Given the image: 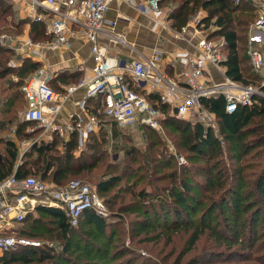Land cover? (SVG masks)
I'll list each match as a JSON object with an SVG mask.
<instances>
[{
  "label": "trees",
  "instance_id": "1",
  "mask_svg": "<svg viewBox=\"0 0 264 264\" xmlns=\"http://www.w3.org/2000/svg\"><path fill=\"white\" fill-rule=\"evenodd\" d=\"M170 1L175 3L168 14L173 28L181 29L199 10L203 9L206 12L203 18L204 28L209 29V37L220 36L225 40L223 50L228 55L225 61L227 75L244 84L259 85L261 83V75L253 69L248 54L249 24L257 12L253 2L250 0H242L238 3L233 0ZM27 23H29L30 36L33 40L44 42L52 38L46 33V24L43 20L17 18L13 3L10 0H0V33L21 32L24 24ZM11 55H13L11 48L0 44V129L5 128V121H17V111L27 104L23 86L27 78L43 65V62L31 56L24 57L21 64L11 65L9 63ZM247 61L251 70L247 67ZM10 74H15L17 81H9L6 77ZM82 74L78 68L61 69L51 74L49 84L57 91L64 92L63 85L78 83ZM202 103L216 114L217 127L225 141L231 145L230 149L238 150L233 152L242 165L231 168L242 176L249 160L246 161L244 157H241V151L246 149V140L250 136L258 137L264 134V96H257L252 104L239 106L233 112L227 110V101L223 94L203 97ZM87 104L88 111L96 112L102 104V98L91 97ZM161 106L167 113L170 106L168 104ZM106 119L116 123L114 119L101 113L99 128L89 134L86 146L98 147L95 141L100 138L99 133H102ZM163 123L174 127V130L179 133L181 142L177 144L178 147H184L197 154L205 150H210L212 155L217 153V141L213 135L215 128L206 127L201 122L192 124L189 120L169 114L162 119ZM35 124L34 121L26 119L17 121L19 137H31L32 134L27 131V128ZM140 124L149 128L152 133L155 132L149 124L144 122ZM0 139L4 145L3 150L0 151V180L5 179L12 172H15L18 177L30 175L37 177L35 174H41L38 175L40 179L59 186L69 182L71 175L91 170L95 165L85 159L84 153L77 155L80 146L77 131L72 132L67 140L58 133H53L50 140H38L22 156L13 138ZM60 148L63 151H60ZM55 152L58 154H54ZM158 154L160 149L155 140L147 142L143 152H137V159L146 162L148 173L143 179L150 188L142 186L137 191L132 190L133 197H136L138 201L123 208L133 211L139 217V221L134 226L136 236L144 233L146 235L142 239L156 241L161 237L162 231L176 232L187 228L193 230V242L208 231L216 241L227 244L229 247L245 246L246 242L253 237L255 239L261 237L257 236L258 230L254 232V227L264 221V214L261 215L263 206L260 204L264 198V174L255 181L254 191V188L243 190L246 184L232 180L222 181L220 175L226 166L220 168L218 163L216 166H208V170L203 169L206 173L204 184L196 183V179H187L177 170L167 173V169H172V163L167 161L161 164L162 162L157 160ZM156 169H163L164 172L155 176ZM155 177L163 182L157 183L154 180ZM119 180L120 177L116 176L98 181L99 194L106 204L105 196L112 191ZM195 191H198L197 194L194 193ZM215 212L220 214L216 217ZM43 217L48 220H44ZM82 222L92 224L98 233L108 227L105 216L99 215L93 209L85 210L79 222L72 224L61 206L38 204L24 218L18 232L20 235L34 238L41 234V231H47L48 224L53 223L55 229L66 241L65 249L69 250L76 244V240H73L75 227ZM92 249L87 250L86 253L106 261L108 255L103 254L101 248H99L100 252ZM48 259L51 260V264H60L55 254L41 247L25 245L4 252L0 257V264H38Z\"/></svg>",
  "mask_w": 264,
  "mask_h": 264
},
{
  "label": "built area",
  "instance_id": "2",
  "mask_svg": "<svg viewBox=\"0 0 264 264\" xmlns=\"http://www.w3.org/2000/svg\"><path fill=\"white\" fill-rule=\"evenodd\" d=\"M15 1L22 3L31 17L43 20L46 33L52 37L44 42H29L31 49L66 48L71 44L72 38L83 37L90 43L95 56L92 77H83L77 84L67 87L68 94L77 87L84 86L86 98H102L97 111H88L86 118L77 115L66 123L57 122L56 115L61 107L57 102L59 91L49 84L50 75L45 66L35 71L23 86L28 102L25 119L34 121L36 126L51 133V138L53 133H58L66 139L77 131L82 142L92 131L98 130L101 113L114 119L121 127L134 126L139 121L157 127L168 114L189 120L192 124L201 122L206 127H216V114L204 106L203 97L223 94L227 110L233 112L239 106L252 104L257 96H264V0H250L257 12L251 23L252 30L248 33V54L253 69L261 75L259 85L244 84L227 75L224 64L227 55L223 50L225 40L222 38L218 41L209 37V32L205 31L209 29L204 28L205 14L202 9L181 29L174 30L177 37H183L189 28L201 35L197 42L199 52L188 57L189 67L185 70V78L177 80L161 66V49H154L149 56L143 55L122 33L104 27L105 15L113 0ZM161 1L146 0L141 9L149 15H159L162 13ZM233 1L238 3L242 0ZM114 23L115 21H111L112 25ZM159 23L157 20L155 24ZM103 38L129 46L139 56L133 59H112L102 43ZM210 65L218 69L220 80L210 74ZM139 89H146V92ZM150 95L153 100L149 98ZM162 104L170 106L167 113ZM38 204L61 206L72 224H77L87 209H93L102 216L108 214V207L99 194L98 184L75 178L66 184L55 186L33 175L18 177L12 172L0 180L2 251L9 252L25 245L40 246V242L18 232V226Z\"/></svg>",
  "mask_w": 264,
  "mask_h": 264
},
{
  "label": "rangeland",
  "instance_id": "3",
  "mask_svg": "<svg viewBox=\"0 0 264 264\" xmlns=\"http://www.w3.org/2000/svg\"><path fill=\"white\" fill-rule=\"evenodd\" d=\"M10 1L13 3L17 18H33L27 13L22 3H16L15 0ZM174 5V1L162 0V15L167 17ZM251 23L248 33L252 30ZM29 28V23H27L24 24L21 32L0 33V44L11 48L13 52L9 62L11 65L21 64L22 59L29 56L28 53L32 50L29 42H43L33 40ZM221 39L220 36L216 37L218 41ZM246 64L251 70L248 61ZM46 69L51 76L50 69L48 67ZM32 75L27 78L25 84L29 82ZM6 78L11 82L17 81L15 74H10ZM26 108L27 104L23 109L17 111L18 122L25 119ZM17 121H5V128L0 129V138H13L19 146L20 153H25L28 150L31 141L48 140V132H45L38 125L28 126L27 131L32 134L31 137H19L16 128ZM140 122L142 121L134 126L121 127L114 121L106 119L103 131L101 134L99 133L100 138L95 141L98 143V147L95 148L85 145L89 135L82 142L79 139L80 146L77 155L84 153L85 159L95 165L91 170L71 175V180L77 178L96 185L99 180L120 177L112 191L105 196L108 207L105 221L108 223V227L103 232L98 233L92 224L82 222L74 230L73 240H76V244L71 249L66 250L65 239L55 229L53 223H49L52 225L49 226L48 224L49 229L47 231H41L42 233L38 235L36 233L34 238L29 237L40 242V246L36 247H41L55 254L60 264H264V221L254 227V232L258 230L257 236L261 237L258 239L253 237L246 242L245 246L229 247L227 244L219 243L208 231L193 242V230L187 228L176 232L162 231L160 232L161 237L156 241H148L142 239L146 235L144 233L141 236L135 235L134 226L139 221V217L133 211L123 209L125 206L138 201L132 195L134 191L139 190L142 186L150 188V185L143 179L148 173L145 166L146 162L137 159V152H143L147 147V142L157 141V146L160 149L157 160L162 162L161 164L167 161L172 163L173 167L167 169V173L177 170L178 173H183L185 178H194L196 183L204 184L206 173L203 169L208 170V166H216L219 163L220 168L226 166L220 175L222 181H238L241 184H246L243 190H252L255 181L264 174V134L258 137L256 135L250 136L246 140V149L241 151V157H244L246 161L249 160L247 161V168L244 169L241 176L237 171H232L233 167L242 165L233 152L238 150L232 151L230 149L231 145L225 141L223 134L217 127L218 125L212 127L215 128L213 135L218 148L217 153L212 155L210 150L197 154L186 150L184 147H178L177 144L181 142L179 133L169 124H162V120L159 126H151L155 129V134ZM3 146V142H0V151L3 150ZM250 146L252 147L250 148ZM60 151L63 150L60 148ZM134 153H136L135 158L133 157ZM54 154H58V152ZM162 172H164L163 169H156L154 175L157 176ZM35 175L40 178L38 175L41 174ZM154 180L157 183L163 182L156 177ZM192 182L194 183V181ZM132 190L134 191L132 192ZM197 192L194 193L197 194ZM260 204L263 206L262 215L264 214V198ZM218 214L220 213L215 212L214 216L217 217ZM43 218L48 220L46 217ZM19 226L18 229L21 228ZM99 248L102 249L103 254L108 255L106 261L86 253L89 249L100 252ZM50 262L51 260L48 259L38 264H51Z\"/></svg>",
  "mask_w": 264,
  "mask_h": 264
},
{
  "label": "crops",
  "instance_id": "4",
  "mask_svg": "<svg viewBox=\"0 0 264 264\" xmlns=\"http://www.w3.org/2000/svg\"><path fill=\"white\" fill-rule=\"evenodd\" d=\"M145 4L146 0H113L106 12L104 27L122 33L127 41L143 55L149 56L154 49H161L163 51L161 66H164L175 79L183 80L185 70L189 67L188 57L199 52L197 42L201 35L189 28L183 37L175 36L174 30L176 28L171 26L168 15L167 17H164L162 13L156 16L149 15L141 9ZM204 14H206L205 11ZM157 20L160 21L159 24H155ZM111 21H115L114 25L111 24ZM205 31L209 32L208 30ZM102 43L107 47V54L112 59L123 57L133 59L139 56L129 46L112 43L105 38L102 39ZM28 55L43 62L42 66L48 67L51 74L65 68H78L83 73L82 78L90 79L93 75L95 56L91 51L90 43L83 37L72 38L71 44L66 48L56 50L49 48L32 49ZM210 70L213 78L221 79V74L215 66L210 65ZM75 84L77 83L63 85L65 91L59 92L57 102L61 104V107L56 115L57 122L66 123L68 120L75 119L77 115H82L83 118L88 115V98L85 97V87L79 86L69 94L67 92V87ZM139 90L146 92V89ZM66 94L68 96L64 98ZM149 98L153 100L151 95ZM50 135L51 133L48 132V140L51 139ZM68 138L69 136L64 139L67 140ZM34 141L29 143V148ZM23 153H20L21 156ZM3 254L4 251L0 249V257Z\"/></svg>",
  "mask_w": 264,
  "mask_h": 264
},
{
  "label": "flooded vegetation",
  "instance_id": "5",
  "mask_svg": "<svg viewBox=\"0 0 264 264\" xmlns=\"http://www.w3.org/2000/svg\"><path fill=\"white\" fill-rule=\"evenodd\" d=\"M36 142H37V140H35V141L32 143V145H34Z\"/></svg>",
  "mask_w": 264,
  "mask_h": 264
}]
</instances>
